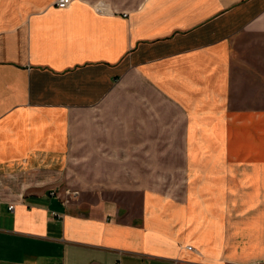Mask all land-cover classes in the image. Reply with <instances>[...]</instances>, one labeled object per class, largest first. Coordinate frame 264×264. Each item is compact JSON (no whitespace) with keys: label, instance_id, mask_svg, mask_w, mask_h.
<instances>
[{"label":"crops","instance_id":"crops-1","mask_svg":"<svg viewBox=\"0 0 264 264\" xmlns=\"http://www.w3.org/2000/svg\"><path fill=\"white\" fill-rule=\"evenodd\" d=\"M100 4L0 0V264H264V0Z\"/></svg>","mask_w":264,"mask_h":264},{"label":"rangeland","instance_id":"rangeland-1","mask_svg":"<svg viewBox=\"0 0 264 264\" xmlns=\"http://www.w3.org/2000/svg\"><path fill=\"white\" fill-rule=\"evenodd\" d=\"M94 3H101V2H106L109 3V5H113V8L121 9V10H131L134 8H137L140 6L145 0H91ZM180 140H170V148H178L180 147ZM137 160L139 161L140 156H136ZM147 159H150L152 156H144ZM155 158V156H153ZM165 156H163L164 158ZM95 158V156H94ZM169 159V171H161L158 170L157 168L154 167V170H152L151 178H150V172H146V178L142 176L141 178V172L139 171V165L136 164V168H132L133 165H130L131 169L122 170V171H113V170H87V169H82V171H73L72 173L77 176H73L75 179V184H78L77 186L73 188H67L71 189V191L77 192V195H79L80 190H88L89 193L99 192L100 194H104V190H107V194H112V190H114V195L118 196H132L136 195L135 190L139 189H144V188H136L132 189L133 184H144V185H154L153 187H158L161 183L164 185L169 182L173 183L176 179H180L181 177V171H180V166L183 163L182 160V155L180 151L177 150H172L169 151L168 155ZM112 165V164H111ZM82 167H85L86 165H81ZM96 163L90 164L89 167L96 168ZM144 166H149L152 167V163H149L148 165ZM79 173L82 174L83 178L79 175ZM142 175H144L142 173ZM163 175V177H162ZM116 178H121L120 183L122 184L121 187L123 188H111V187H104L103 185L106 183H111L114 182ZM169 178V179H168ZM125 186H124V184ZM101 186V187H98ZM103 186V187H102ZM161 188H166L162 187ZM118 190V191H117ZM104 196V195H102Z\"/></svg>","mask_w":264,"mask_h":264},{"label":"built area","instance_id":"built-area-1","mask_svg":"<svg viewBox=\"0 0 264 264\" xmlns=\"http://www.w3.org/2000/svg\"><path fill=\"white\" fill-rule=\"evenodd\" d=\"M72 2V0H56V4L58 7L60 8H64L66 6H68V4H70ZM98 11L101 12H107V8L103 7L100 3L96 6ZM53 195H56V191H52ZM77 195V192L75 191H71L70 189H67L65 192V200H69L72 196ZM9 208H14V204H9ZM189 248H192V246H189Z\"/></svg>","mask_w":264,"mask_h":264}]
</instances>
